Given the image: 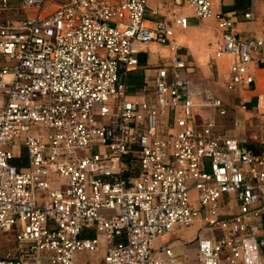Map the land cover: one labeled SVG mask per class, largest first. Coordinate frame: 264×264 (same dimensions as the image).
Returning a JSON list of instances; mask_svg holds the SVG:
<instances>
[{
	"label": "built area",
	"instance_id": "1",
	"mask_svg": "<svg viewBox=\"0 0 264 264\" xmlns=\"http://www.w3.org/2000/svg\"><path fill=\"white\" fill-rule=\"evenodd\" d=\"M171 1L214 15V0ZM148 3L0 0V264H188L154 241L195 222L213 233L196 237L199 264H264V148L199 114L227 109L177 54L150 94L128 93L142 46L188 23L151 18ZM214 17V54L234 58L228 88L252 83L263 39ZM101 248L100 261L85 257Z\"/></svg>",
	"mask_w": 264,
	"mask_h": 264
},
{
	"label": "crops",
	"instance_id": "2",
	"mask_svg": "<svg viewBox=\"0 0 264 264\" xmlns=\"http://www.w3.org/2000/svg\"><path fill=\"white\" fill-rule=\"evenodd\" d=\"M263 1L214 0L212 3L214 15L201 19L194 16L189 7L175 6L171 0H149L147 9V15L149 17L171 22L170 15L176 11L186 15L188 23L186 27L173 26V34L168 45L151 42L142 46L138 54V65L129 71L127 78L124 80L130 97L143 95L145 91L150 94V89L153 86L155 68L164 64L169 56L177 54L184 60L188 76L192 80L201 83L212 95L216 97L220 95L221 97H219L222 100L227 97V92L229 91L242 99L234 110V118L231 120L224 119L228 117V111L226 116H220L211 110L214 113L213 116L217 123V133L237 138L253 149L264 148V145L259 142L260 127L264 123V116L260 113L259 108H257L259 97L264 95V66L256 61L251 62L248 65V73L253 78L252 83L233 86L232 89H229L230 67L234 58L230 54L215 56L213 47V43L220 36L216 17H214L215 15L231 19V28L236 35L242 37L259 36L264 41ZM153 10L157 13L151 16V11ZM245 13H249L250 17H245ZM236 100L237 102L239 101L238 99ZM241 104H244L246 109L240 108ZM249 112L254 114L258 119L257 126L259 132L257 131L254 141L249 136L243 138L241 135L245 127L243 119H241L244 116L239 117L238 114L245 113L244 115L246 116ZM217 117H221L224 123L222 124L217 120ZM235 120L241 123L240 127L235 126ZM235 130L239 132V135L235 134ZM212 234L210 229H201L199 223L195 222L189 226L177 227L170 233L159 236L155 239L154 245L158 246L162 243H169L179 258L185 259L188 264H199L196 252V237H208ZM99 251L98 259L93 257L88 260L91 262L100 261L103 255V249L101 248Z\"/></svg>",
	"mask_w": 264,
	"mask_h": 264
},
{
	"label": "rangeland",
	"instance_id": "3",
	"mask_svg": "<svg viewBox=\"0 0 264 264\" xmlns=\"http://www.w3.org/2000/svg\"><path fill=\"white\" fill-rule=\"evenodd\" d=\"M214 94V93H213ZM227 97L223 100L224 102V105L228 111V117L227 118H224L225 120L226 119H233L234 118V110L236 109L237 105H239V102L242 100L241 98H238L237 95L233 94L232 92H227ZM220 95H218L219 97ZM221 97V96H220ZM219 97V98H220ZM238 99L239 101L237 102ZM199 114L203 117V118H206L207 116H213V112L211 110H208V111H199ZM245 113H241V114H238V116H244L243 118V124H244V128H243V131L241 132V135L243 136V138H246L247 136L250 137L251 140H255L256 138V134H257V131L259 132V128L257 126L258 124V119L257 117L252 114L251 112L247 113L246 116L244 115ZM217 120H219L222 124L224 123V120L221 118V117H217ZM229 124V123H228ZM239 132L237 130H235V134H238ZM239 135V134H238ZM258 137V136H257ZM3 243V246H0V254H3L5 251H6V248L8 247V243H6L4 240H2ZM99 253L100 251L98 250L97 252H94V253H86L85 254V257L86 258H96L98 259L99 258ZM93 255V256H91Z\"/></svg>",
	"mask_w": 264,
	"mask_h": 264
}]
</instances>
